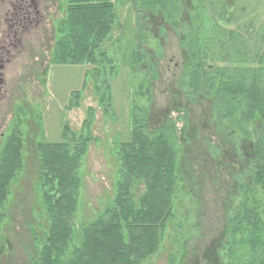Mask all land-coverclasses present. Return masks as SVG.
Here are the masks:
<instances>
[{"label":"trees","instance_id":"16d2710c","mask_svg":"<svg viewBox=\"0 0 264 264\" xmlns=\"http://www.w3.org/2000/svg\"><path fill=\"white\" fill-rule=\"evenodd\" d=\"M237 1L133 0L138 40L132 63L144 64L156 75L143 23L157 18L162 31L170 28L178 34L183 86L189 96L210 102L214 126L249 137L255 133L250 183L240 184L238 206L228 216L224 258L227 264H264V16L240 15ZM247 1L264 7V0ZM119 2L66 0L51 65L86 67L82 87L71 94L67 109L78 106L90 78L104 116L115 118L106 76L117 74L113 56L118 41L112 34ZM138 92L150 100L147 78L138 82ZM145 114L138 118L134 112L129 139L114 143L118 176L113 199L79 226L80 168L95 140L93 107L87 108L78 130L63 122L62 141L35 143L45 225L41 235L34 233L32 264H142L158 251L178 190V136L168 119L148 131ZM18 123L0 147V247L11 188L25 164Z\"/></svg>","mask_w":264,"mask_h":264},{"label":"rangeland","instance_id":"374dc122","mask_svg":"<svg viewBox=\"0 0 264 264\" xmlns=\"http://www.w3.org/2000/svg\"><path fill=\"white\" fill-rule=\"evenodd\" d=\"M16 2L0 0V54L8 59L0 83V147L11 128L21 122L18 125L25 143V164L9 196L1 230L0 264H32L34 233L41 235L44 230L36 184L35 143L62 141L63 122L78 130L89 107L94 109L95 140L89 144L80 168L76 225L95 218L113 199L118 176L114 143L129 139L134 112L138 118L146 112L150 132L167 119L174 122L179 183L172 203L173 217L160 247L142 264H227L224 253L228 216L238 206L240 184L250 183L248 170L255 133L249 137L232 134L226 127L216 128L210 102L187 94L178 34L167 25L166 32L162 31L164 24L155 17L143 23L149 36L146 49L155 64L153 77L144 64L132 63L138 13L133 0H120L118 24L112 34V40L118 41L113 56L117 74L106 76L115 117L110 118L104 116L90 78L78 97V106L67 109L71 94L82 87L86 67L51 65L66 0H37L42 12L40 23L18 30L12 38L13 32L5 30L12 22L11 15L5 14L14 11L12 4ZM236 6L240 15L264 16V7L253 1L238 0ZM8 41L13 44L8 46ZM6 50L7 54L3 53ZM145 78L150 83V100L138 92V82ZM140 190L139 186L137 192Z\"/></svg>","mask_w":264,"mask_h":264},{"label":"flooded vegetation","instance_id":"af4514ba","mask_svg":"<svg viewBox=\"0 0 264 264\" xmlns=\"http://www.w3.org/2000/svg\"><path fill=\"white\" fill-rule=\"evenodd\" d=\"M12 7L14 11L5 14L11 15L10 21L12 22L11 24H9V26H7V29L5 30H10V32H13L12 38L15 37V34L18 32V30H28L29 27L37 26L38 23H40L42 12H40V10L38 9L37 0H17L16 3L12 4ZM7 43L8 46L13 44L11 41H8ZM1 47L5 48V44H1ZM7 52L8 50L3 53L7 54ZM7 62L8 59L4 60L2 58V55L0 54V83L3 82L2 69L4 68L5 64H7Z\"/></svg>","mask_w":264,"mask_h":264}]
</instances>
